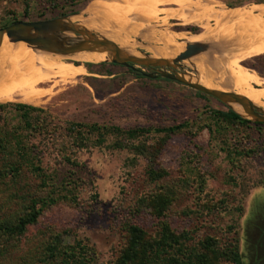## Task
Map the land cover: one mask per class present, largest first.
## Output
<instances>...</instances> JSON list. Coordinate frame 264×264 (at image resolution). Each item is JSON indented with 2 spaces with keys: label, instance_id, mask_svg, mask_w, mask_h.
I'll list each match as a JSON object with an SVG mask.
<instances>
[{
  "label": "rangeland",
  "instance_id": "1",
  "mask_svg": "<svg viewBox=\"0 0 264 264\" xmlns=\"http://www.w3.org/2000/svg\"><path fill=\"white\" fill-rule=\"evenodd\" d=\"M94 1L97 0H0V29L18 22L80 16L82 26L92 34L110 39L111 33L102 30L103 16L86 10ZM213 1L230 9L256 4L264 7V0ZM198 12L194 6L184 11L190 18ZM137 21L145 22L140 18ZM174 22L178 23L171 19L167 25L150 22L152 28L129 34L135 52L144 57L173 52L175 48L165 44L161 32L188 34L189 26H195L176 30ZM209 25L213 32H232L214 21ZM198 30L191 35H213L209 30ZM225 42L221 46L204 42L214 47L202 54L206 59L202 76L214 87L232 92L228 58L235 55L237 46ZM247 43L254 48L261 46ZM259 56L261 60L253 57L242 65L264 80V54ZM73 63L85 69V75L65 85L60 83L43 100L44 105L25 104L46 111L53 118L48 130L30 135L26 144L35 146L32 154L0 148V222L17 224L35 202L37 208L47 202L38 221L22 234L0 230V264H62L48 253L52 245L60 242L65 250L74 247L89 264H116L128 244L129 233L136 229L155 239L156 247L170 232L186 234L192 254L196 251L194 246L209 237L221 242L238 241L243 262L256 264L264 256L263 248L257 250L260 235L255 229L258 224L264 225V123L247 118L251 122L248 125L217 120L214 112L230 110L226 103L159 75L147 77L164 72L160 66L132 64L133 68H127L110 60ZM252 64L257 71L250 67ZM176 71L191 78L201 76L196 66L187 62L177 65ZM167 72L171 74V70ZM36 117L48 118L43 114ZM62 122L150 130L130 141L135 146L163 143V147L158 155L152 153L148 157L131 148L114 147L120 138L117 135H107L105 144L98 146L97 136L85 133L87 146L80 148L76 136L63 130ZM180 125L183 128L177 133L157 132ZM22 127L13 107L0 110V132L14 137L23 134ZM61 144L70 161L62 160L63 154L57 149ZM31 155L36 164L43 161L46 184L27 169L19 177L8 174L11 163L27 160ZM152 168L164 176L156 181L150 179ZM161 193L171 197V201L158 216L151 204L153 196ZM152 254L157 255L156 248ZM167 255L166 252L163 257ZM260 264H264V259Z\"/></svg>",
  "mask_w": 264,
  "mask_h": 264
},
{
  "label": "bare ground",
  "instance_id": "2",
  "mask_svg": "<svg viewBox=\"0 0 264 264\" xmlns=\"http://www.w3.org/2000/svg\"><path fill=\"white\" fill-rule=\"evenodd\" d=\"M162 6H177L179 9H159ZM193 6L200 12L190 18L184 11ZM86 10L103 16L102 30L111 33L110 39L119 45L128 56L143 58L135 52L136 46L130 40L129 34L152 28L149 25L150 22L161 21L164 23L163 25H167L168 19L177 20L181 26L196 24L202 30L211 31L213 35L161 32L165 44L173 46L175 49L173 52L164 51L154 58L172 60L185 50L186 43L206 42L221 46L226 40L229 41L230 45L237 46L235 55L228 58V70L233 85L232 92L245 97L259 109H264V89L262 88L264 80L242 65L243 61L264 54V7L262 5L261 7L256 5L230 9L223 3L213 0L209 2L203 0H97L91 3ZM162 15L164 17L161 18ZM138 18L145 22H138ZM211 21H214L217 26L229 28L232 31L231 34H223L220 31L213 32L209 25ZM71 22L78 26L84 24L80 16L72 17ZM54 39L63 46L76 41L72 34L66 32L56 33ZM177 40L185 42L179 43ZM231 40L233 43L230 42ZM247 42L261 46L254 48L255 46L253 47ZM110 58V53L106 51L81 52L69 56L55 54L35 49L24 42H12L7 36H4L0 47V104L21 102L33 106L44 105L45 101L43 100L53 93L60 83L65 85L78 76L85 75V69L79 65L76 66L73 62H79V64L83 62L100 63ZM205 60V56L200 55L184 61L194 64L201 74L197 78L184 76L185 79L208 89L226 92L224 89L214 87L205 75L202 76ZM218 74L220 73L218 72ZM254 86L262 89H255ZM230 106L238 114L246 117L242 106L237 103H230Z\"/></svg>",
  "mask_w": 264,
  "mask_h": 264
},
{
  "label": "trees",
  "instance_id": "3",
  "mask_svg": "<svg viewBox=\"0 0 264 264\" xmlns=\"http://www.w3.org/2000/svg\"><path fill=\"white\" fill-rule=\"evenodd\" d=\"M261 59L262 56H258L256 61ZM85 65L88 68L92 66V64ZM250 67L257 71V68L253 64ZM6 107H13L14 110L19 113L21 124L23 126V134L12 137V135H5L4 133L0 132V148H2L5 152L8 151L10 153H14L16 149H22L24 152L29 151L32 154L33 148L35 146H27L26 144L27 141H30V135L38 132L39 130L41 131V129L48 130L49 123H52L51 120H53V118L46 111L25 104H0V110L5 109ZM214 113L217 117V120L219 121L227 123L238 122L243 125H248L251 123L249 120L243 119L239 114L231 109L228 112ZM36 114H43L50 120H48V118L41 119L40 117H36ZM61 124L63 130L69 132L70 135L76 136L77 146L80 148L87 146V138L85 137L86 134H95L97 136L95 145L98 146H103L105 144L107 135H117L120 138L117 139L114 147L131 148L134 149V152L146 155L148 157L152 153L158 155L163 147V143L160 144V146H157L156 144H139L135 146L130 141L136 138L137 134L149 133L150 130H126L119 127H102L97 124L83 125L71 122H62ZM182 128L183 126L180 125L165 130L158 129L157 132L160 133L164 131L169 134H173L179 132ZM29 146L30 148H28ZM58 147L59 148L57 149H60L58 150L59 153L63 154L62 160L70 161L69 156L65 154L66 149L64 148V144H61ZM39 150L41 151V149L38 148V153H40ZM35 160L36 158L31 155L27 160H22L21 162L15 161L11 163L10 167L8 168V174L13 178L17 176L19 177L23 170L27 169L30 174H34L36 177L41 178L42 182L46 184L47 174L44 170H42L43 161L38 165L35 163ZM148 175L150 179L155 181L161 179L162 176H164L163 173H160L153 168L149 170ZM156 195L157 194L153 196L154 202L151 205L154 207L153 209L156 210L155 213H157L159 216L162 215V213L167 209V205L170 203L171 197L165 195L164 193L158 194L157 196ZM46 203L47 202H43V205L46 206ZM37 206L38 204L35 202L26 217L20 219L17 224L8 223L7 221L0 222V230L3 232L6 231V233L12 231L11 233L14 234H22L26 231L29 225L35 224L38 221L44 206L40 208H37ZM255 229L258 231V235H260L258 240H256L257 250L259 251V248H263L264 250V225L261 226L258 224L256 225ZM129 234L130 236L128 237V244L126 248L123 249L121 257L116 264H152L153 261L154 264H245L243 262L238 241L221 242L217 239L209 237L203 242H200L198 247L194 246L196 251L192 254V252H189V249L187 248L188 244L186 243H188V237L186 234L177 235L174 232H170L157 247L155 239L149 236L147 237L146 234L141 230L136 229L131 231ZM56 239H58V236L55 238V240ZM58 244H54L48 249V253L52 255L54 259H58L59 262H62V264H89L85 258L80 257L78 252L74 251V247H72L71 250H65L61 248V242ZM155 248L157 255L153 256L152 252ZM160 251L161 253L164 251V255L167 252L168 255L163 257V254H161ZM263 259L264 256H262L259 261H256V264H260Z\"/></svg>",
  "mask_w": 264,
  "mask_h": 264
},
{
  "label": "water",
  "instance_id": "4",
  "mask_svg": "<svg viewBox=\"0 0 264 264\" xmlns=\"http://www.w3.org/2000/svg\"><path fill=\"white\" fill-rule=\"evenodd\" d=\"M71 18L72 17H62L40 22H18L0 29V47L4 40V36H7L12 42H24L33 46L35 49H41L60 55L69 56L81 52L106 51L111 55V58L108 60L114 65L127 68H131L132 64L143 65L145 67L160 66L165 70L164 72H160L157 75H147V77L154 78L159 75L163 78L181 83L193 90L202 92L226 103L231 110L233 109L230 106V103H237L242 106L246 114V117L239 114L243 119L247 118L252 119L257 123H264V111L256 107L245 97L239 96L233 92H222L220 90L208 89L198 83L187 81L184 77L186 75H180L177 73V65L208 51L209 46L206 43H186L185 50L180 52L172 60L157 59L150 56H143V58L128 56L120 46L112 40L92 34L88 28L72 23ZM64 32L72 34L76 41L64 46L58 44L54 39V36L56 33L62 34ZM167 69L171 70V74L167 72Z\"/></svg>",
  "mask_w": 264,
  "mask_h": 264
},
{
  "label": "flooded vegetation",
  "instance_id": "5",
  "mask_svg": "<svg viewBox=\"0 0 264 264\" xmlns=\"http://www.w3.org/2000/svg\"><path fill=\"white\" fill-rule=\"evenodd\" d=\"M172 26L177 27L176 30H179V29H180L179 27H180L181 25H180L179 23H175V22H174V23H172ZM198 31H199V30L196 29V28H189V29H188V32H190V33H192V32H198Z\"/></svg>",
  "mask_w": 264,
  "mask_h": 264
},
{
  "label": "crops",
  "instance_id": "6",
  "mask_svg": "<svg viewBox=\"0 0 264 264\" xmlns=\"http://www.w3.org/2000/svg\"><path fill=\"white\" fill-rule=\"evenodd\" d=\"M172 20H174V19H172ZM175 21H177V20H175ZM193 25H195V26H189L190 28H196V29H198V28H200L199 26H197L196 24H193ZM188 33H190V32H188ZM190 34H193V32L192 33H190ZM195 34V33H194Z\"/></svg>",
  "mask_w": 264,
  "mask_h": 264
}]
</instances>
